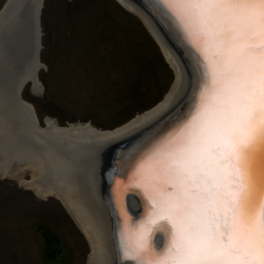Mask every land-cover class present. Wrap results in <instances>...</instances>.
Instances as JSON below:
<instances>
[{"label": "snow or ice", "instance_id": "obj_1", "mask_svg": "<svg viewBox=\"0 0 264 264\" xmlns=\"http://www.w3.org/2000/svg\"><path fill=\"white\" fill-rule=\"evenodd\" d=\"M152 2L196 52L200 78L191 110L118 173V260L264 264V0Z\"/></svg>", "mask_w": 264, "mask_h": 264}, {"label": "rangeland", "instance_id": "obj_2", "mask_svg": "<svg viewBox=\"0 0 264 264\" xmlns=\"http://www.w3.org/2000/svg\"><path fill=\"white\" fill-rule=\"evenodd\" d=\"M8 1L0 0V13ZM40 4L41 68L21 97L41 129L51 120L111 131L168 95L175 71L133 9L120 0ZM32 166L0 168V264H90L84 231L57 194L44 192ZM41 230L58 238L56 259L45 256Z\"/></svg>", "mask_w": 264, "mask_h": 264}, {"label": "bare ground", "instance_id": "obj_3", "mask_svg": "<svg viewBox=\"0 0 264 264\" xmlns=\"http://www.w3.org/2000/svg\"><path fill=\"white\" fill-rule=\"evenodd\" d=\"M120 1L139 14L156 37L175 71V82L155 109L138 115L125 129L109 135L98 133L99 130L89 133V127L92 129L89 125L81 129H74L75 125L61 128L51 120L46 121L45 129L37 126L33 109L19 100L17 93L19 82L26 79L35 82V71L39 69L34 58L38 44L37 22L32 20L34 0H9L11 5L0 13V168L5 172L11 162L18 164L23 160L34 166L35 179L40 178L44 192L57 194L84 231L91 247L90 264H109L111 251L113 264H120L114 237L117 210L111 201L115 189L116 202L123 208L127 181L118 173H123L128 160L135 156H128L133 140L122 143L123 137L161 118L188 93L192 81L187 61L156 19L135 0H131L132 4ZM198 77L197 70L196 85ZM156 136L155 139L161 134ZM109 141L113 143L103 146L104 152L99 154L97 147ZM128 203L133 218L142 214L143 201L139 195L130 196ZM153 239L163 244L167 238L157 232Z\"/></svg>", "mask_w": 264, "mask_h": 264}, {"label": "water", "instance_id": "obj_4", "mask_svg": "<svg viewBox=\"0 0 264 264\" xmlns=\"http://www.w3.org/2000/svg\"><path fill=\"white\" fill-rule=\"evenodd\" d=\"M125 1L132 4L131 0H125ZM135 1L140 6H142L146 11H148L150 13V15H152L156 19V21L158 22L159 26L162 28V30L164 31L166 36L169 38V40L172 42V44L178 50L179 54H181L182 57L184 58V60L187 61L188 67L191 68V69L189 68L190 69L189 72H190V77H192V81L190 82V87H189L188 93L185 94L183 96V98L180 100V102L177 103L173 108H171L167 113H165L161 118L157 119L155 122L151 123L148 126L145 125L146 127H144V128L142 127V129L139 128L140 130H138V131H129L128 133L125 134L126 136L123 137L124 139L122 140V143H127L128 141L133 140L131 145H130L131 147L129 148L130 151L128 153V156L131 154H132L131 156H133V155L136 156L139 153H141V151H143L142 149H144V147L149 146L150 142L153 141L155 139V137H157L156 135L161 134V136H162V135L167 134L168 131L171 130V128L176 126L178 120L183 118L191 110L193 99H194V94L196 92L195 74L197 73V70L199 71V69L197 67V59H196L197 54H196V52L191 47H189V45L181 38V36L178 34V32L172 26V22L160 10L157 9V7L152 2V0H135ZM10 3L11 2H7L6 6L4 5L5 9L8 8V5H11ZM4 7L2 8L3 10H4ZM41 9H42V4H40L38 1L34 0V4H33L34 13H33V19L32 20L34 22H37L36 28H37V35H38V44H37V48H35V50H34V58H35L36 62L38 63L39 69L41 68V63H40V50H41L40 15H41ZM35 25H36V23H35ZM186 49H187V51H186ZM39 69H37L35 71L36 80L38 78L37 74H38ZM198 78H200V76ZM30 81H31L30 79H26V80L19 82L18 88H17L19 100L22 101V97H21L22 88L24 87V85L27 82H30ZM151 109H155V108L153 107ZM151 109L142 113L141 116L145 113H149V111H151ZM137 116H135L133 119L137 118ZM34 117H35V123L38 126L39 125L38 124V118L35 114V111H34ZM133 119H131L130 121H128L124 125H122L118 128H115L114 130H111L108 132L99 131L98 133L102 132V133H106L107 135H109L111 133L112 134L117 133L118 131L123 130L124 127L126 128V125L131 123L133 121ZM82 126H84V125L78 123L77 125L74 126V129H81ZM69 127H70V125H69ZM88 132L89 133H97V130L94 128L90 129V127H89ZM116 139H119V138H116ZM83 142H85V141H83ZM112 143L110 141L105 142V143L101 144L99 147H97V149H99L98 150L99 154L104 152V149L102 150L103 146H105V145L109 146ZM75 146H77V145H75ZM130 196L134 197V194H132Z\"/></svg>", "mask_w": 264, "mask_h": 264}, {"label": "trees", "instance_id": "obj_5", "mask_svg": "<svg viewBox=\"0 0 264 264\" xmlns=\"http://www.w3.org/2000/svg\"><path fill=\"white\" fill-rule=\"evenodd\" d=\"M41 235H42L43 243H44L45 256L49 259H56L59 254L58 238L47 230H41Z\"/></svg>", "mask_w": 264, "mask_h": 264}]
</instances>
